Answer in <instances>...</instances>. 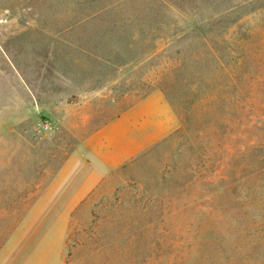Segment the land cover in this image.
I'll return each mask as SVG.
<instances>
[{"label":"rangeland","instance_id":"1","mask_svg":"<svg viewBox=\"0 0 264 264\" xmlns=\"http://www.w3.org/2000/svg\"><path fill=\"white\" fill-rule=\"evenodd\" d=\"M153 90L180 127L73 210L62 264H264V0H0V264H60L27 211Z\"/></svg>","mask_w":264,"mask_h":264},{"label":"crops","instance_id":"2","mask_svg":"<svg viewBox=\"0 0 264 264\" xmlns=\"http://www.w3.org/2000/svg\"><path fill=\"white\" fill-rule=\"evenodd\" d=\"M179 127V117L165 94L161 90H153L89 136L79 139L27 211H38L44 199L49 202V216L55 215L53 223L60 222V264L63 263V248L73 210L99 186L107 174ZM58 189L61 191L54 200ZM27 218L17 229L26 226ZM39 228L35 226L34 231H39Z\"/></svg>","mask_w":264,"mask_h":264},{"label":"trees","instance_id":"3","mask_svg":"<svg viewBox=\"0 0 264 264\" xmlns=\"http://www.w3.org/2000/svg\"><path fill=\"white\" fill-rule=\"evenodd\" d=\"M181 122L184 124L185 123V121L181 118Z\"/></svg>","mask_w":264,"mask_h":264}]
</instances>
